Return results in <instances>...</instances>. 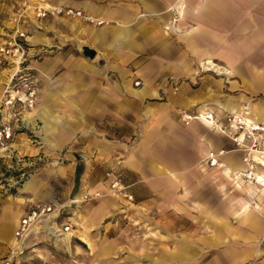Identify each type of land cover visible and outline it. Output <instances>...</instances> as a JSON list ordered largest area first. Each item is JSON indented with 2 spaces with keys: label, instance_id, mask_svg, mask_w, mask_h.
Instances as JSON below:
<instances>
[{
  "label": "rangeland",
  "instance_id": "374dc122",
  "mask_svg": "<svg viewBox=\"0 0 264 264\" xmlns=\"http://www.w3.org/2000/svg\"><path fill=\"white\" fill-rule=\"evenodd\" d=\"M23 1L67 3L66 0H0V44L11 32L12 16L21 8H24L21 12L26 13L22 27L27 35L28 48L22 65L31 67L29 71L35 80L31 77L28 79L34 82L36 94L30 108L20 104L4 105L1 102L3 87L16 70L10 60L0 62V127L8 124L11 131L8 139H0V225L7 220L3 212L7 206L10 215L8 231L12 238L7 241L0 236V264L7 256L9 264H147L149 256L161 261L156 264H199V174L204 172L199 162L177 173H167L166 176L175 181L176 187L153 195L154 204L147 206L134 203L133 198L127 201L115 197L100 182L97 183L100 187L90 189L91 182L108 178L105 172H112L115 166L106 162H95L89 166L81 143L84 138L82 132L89 128L88 119L70 116V110L85 108V95L77 82L78 78L84 80L83 85L91 87V93H99L101 84L119 77L118 69L123 67L130 86L140 85L139 82L133 84L137 63L132 62L131 53L113 49L109 42L100 44L92 36L91 31L97 27H109L116 25V22L108 20L97 24L59 15L42 18L40 28H36V21L30 16V9L24 7ZM150 17L153 19L150 20L149 30L154 32L155 40H142L146 46L149 44L150 52L134 56L147 65V69L149 66L147 74L160 83L157 96H144L139 100L122 89L115 116L108 114L92 119V123L104 128L103 136L106 138L126 142H133L142 136V127L147 124L172 127L174 135L187 134L192 138V133L181 129L195 123L198 130L193 135L199 132L206 136L214 134L209 125L197 119H191L188 123L182 119L183 113L199 110V35L191 39L195 46V50L191 51L177 35L197 26L199 22L190 15L183 19L174 8L169 15L160 13ZM129 26L133 27V24ZM36 34L41 35V41H32L31 36ZM136 39V36L130 37L129 47ZM82 45L93 48L94 55H83ZM78 61L83 67H74ZM176 61L187 62L191 73L176 74ZM95 65L99 71L93 70ZM20 80L24 78L17 79V82ZM64 91L67 93L62 95ZM44 97L50 103H46ZM154 104L158 107H151L152 113L147 115V108ZM42 106L47 112L61 116L62 124L55 125L54 136L45 128V121L48 120L39 115ZM26 115L32 117V125L25 122ZM71 132L72 139H66L61 148L48 149V142L56 140L55 136H69L67 134ZM77 165L79 169L76 174ZM152 177L164 186V175ZM30 178L31 185L28 186ZM95 192L98 194L94 195ZM77 194L80 199L76 198ZM169 195H181L182 199L166 206L164 197ZM104 196L110 197L114 211L92 224L87 215ZM35 202L52 203L53 212L49 218L36 223L30 235L20 244H15L12 230L17 219ZM51 221L54 222L55 234L47 233L44 228V224ZM64 224L68 225L66 229L63 228ZM79 234L87 238L88 245L77 237ZM177 250L193 255L192 259L165 261V254Z\"/></svg>",
  "mask_w": 264,
  "mask_h": 264
},
{
  "label": "crops",
  "instance_id": "0c3cea01",
  "mask_svg": "<svg viewBox=\"0 0 264 264\" xmlns=\"http://www.w3.org/2000/svg\"><path fill=\"white\" fill-rule=\"evenodd\" d=\"M66 2L102 22L108 20L116 22V25L109 26L110 28L97 27L91 31L92 36L100 44L109 42L113 49L131 53L132 62L137 63L134 81L137 80L140 84L136 87L130 86L126 69L123 67L118 69L120 78L114 76V79L110 78L101 84L99 93H91V87L83 85L84 80L78 78L77 82L81 84L85 95L83 96L85 108L70 110L72 113L70 116L88 119L89 128L82 132L84 138L81 143L88 156L89 166L95 162H106L115 166L112 173L120 176L126 190L133 195L134 203L140 205L143 203L147 206L150 203L154 204L153 195H159L164 192L163 189L176 187L175 181L166 176L167 173H177L199 162L201 170H204L199 174V264H264V192H258L264 185L260 186L255 182L252 184L240 175L239 170L243 168V164L236 151H225L218 157L219 164L212 167H207L201 162L209 149L231 146L225 136L211 126L209 128L214 134L206 136L199 132L193 135V132L198 130L195 123L181 129L188 134L192 133V138L187 134L174 135L172 127L147 124L142 127V136L133 142H126L106 138L103 136L104 128L92 123V119L102 118L108 114L111 117L115 116L121 102L122 89L139 100L144 96H157L160 83L147 74L149 66L147 69V65L134 55L150 52L149 44L146 46L142 40L150 38L155 40L154 32L149 30L150 20L153 19L150 15L160 13L169 15L173 8L183 16V19L190 15L199 22L197 26L177 35L180 42H183L190 51L195 50L191 39L199 35L198 111L236 112L247 108L251 118L264 117V0H66ZM130 23L133 27L129 26ZM32 36L33 42L42 40L40 34ZM132 36H136L137 39L129 47L128 42ZM205 61L228 70V73L204 69L202 62ZM76 63L78 64L74 63L75 68L83 67L79 61ZM96 67V65L92 67L93 70L99 71ZM190 69L185 61L175 63L176 74L191 73ZM41 74L43 76L42 72ZM75 82L74 86L77 84ZM66 93L64 91L62 95ZM44 99L46 103L50 101L47 97ZM151 107L156 108L158 105L148 107L147 115L152 113ZM39 115L48 120L44 125L50 133L55 130V125L62 124L61 116L47 112L43 106ZM24 118L32 125L31 116L26 115ZM72 133H68L69 136H55L56 140L52 142H48L44 137L45 142L49 143L48 149L61 148L66 139L68 141L72 139ZM262 160V165L256 166L254 171L261 176L264 184V158ZM154 175H164V186L152 177ZM108 180L109 177L94 180L90 189L100 187L97 184L100 182L109 192ZM28 182L30 186L31 178ZM76 198L80 199L79 194ZM177 199L181 200L182 196H165L164 204L171 205L172 201ZM113 206L110 197H101L97 207L89 211L88 221L93 224L105 219L113 213ZM176 211L183 213L180 209ZM3 212L7 220L0 225H3L0 227V236L11 241L7 206ZM77 237L84 244H89L83 235L79 234ZM164 256L166 260L164 258L162 261L181 262L189 261L193 255L177 250ZM146 262L156 264L161 261L149 256Z\"/></svg>",
  "mask_w": 264,
  "mask_h": 264
},
{
  "label": "built area",
  "instance_id": "2783aa9c",
  "mask_svg": "<svg viewBox=\"0 0 264 264\" xmlns=\"http://www.w3.org/2000/svg\"><path fill=\"white\" fill-rule=\"evenodd\" d=\"M24 7L30 9V16L34 19V26L40 28L42 18L53 16H68L77 17L81 20L89 22H98L91 14L85 13L83 10L73 7L68 4L59 2H36L25 3ZM21 8L15 15L12 16V29L3 43L0 44V62H13L16 71L10 74L8 82L3 87L1 102L4 105L20 104L23 107H32L35 102L36 94L32 80H35L33 74L29 71V67L22 65L24 55L27 53L28 43L27 35L22 23L26 20V13L21 12ZM35 53H38L36 51ZM24 68V69H23ZM24 71H23V70ZM24 78L23 81L17 82V79ZM134 85L138 81H133ZM247 108H242L240 111L221 110L214 113L209 110L197 111L195 113H183L182 119L184 123H188L193 116L199 117V121L208 124L215 131L225 136L231 143L229 148L220 147L218 149H209L206 155L201 159L203 165L212 167L219 164L218 157L225 151H236L239 153L240 162L243 168L239 170L240 175L247 181L253 183L251 171L255 167L261 165L260 159L264 158V117L255 119L247 118ZM198 120V119H197ZM11 131L8 124L0 127V139L6 140L10 137ZM109 176L107 188L108 191L115 196L121 197L127 201L132 200V194L126 190V185L121 181L117 174L106 171ZM260 190L264 188L260 187ZM263 192V191H262ZM98 194L95 192L94 195ZM54 206L49 202H35L30 204L26 210L18 217L17 222L12 230L13 240L15 244L22 242L36 223L49 218L53 212ZM54 222H46L44 228L47 233L55 234ZM39 225V224H38ZM67 224L63 225L66 229ZM9 256L3 260V264H9Z\"/></svg>",
  "mask_w": 264,
  "mask_h": 264
},
{
  "label": "bare ground",
  "instance_id": "6f19581e",
  "mask_svg": "<svg viewBox=\"0 0 264 264\" xmlns=\"http://www.w3.org/2000/svg\"><path fill=\"white\" fill-rule=\"evenodd\" d=\"M179 15H180V14H179ZM95 19H98V18H95ZM96 23H97V24H101V23H103V22H102L101 20L98 19V22H96ZM165 27H167V26H165ZM202 67H203L204 69H210V70H213V71H215V72H217V73H223V74H224V73H225V74L228 73V70L223 69V68H221L220 66H217V65L214 64V63L210 64L208 61L202 62ZM201 112H202V111H201ZM247 118H251V117L248 115ZM192 119H198V120H199V117L196 118L195 116H193ZM24 120H25V119H24ZM25 122H26V123H29L27 120H25ZM260 161H261V165H262L263 160L260 159ZM217 165H218V164H217ZM251 174H252V177H253V182L259 184L260 186H263V185H264V184H263V179L261 178L260 175H257L255 171H251ZM27 184H30V182H28ZM263 188H264V186H263ZM75 201H77V199H75ZM80 238H81V237H80ZM82 240H84V242H86L85 239L82 238Z\"/></svg>",
  "mask_w": 264,
  "mask_h": 264
},
{
  "label": "water",
  "instance_id": "95a60500",
  "mask_svg": "<svg viewBox=\"0 0 264 264\" xmlns=\"http://www.w3.org/2000/svg\"><path fill=\"white\" fill-rule=\"evenodd\" d=\"M81 51H82L83 55H85L87 57H92L94 55V49L91 47H88L86 45L81 46Z\"/></svg>",
  "mask_w": 264,
  "mask_h": 264
},
{
  "label": "trees",
  "instance_id": "16d2710c",
  "mask_svg": "<svg viewBox=\"0 0 264 264\" xmlns=\"http://www.w3.org/2000/svg\"><path fill=\"white\" fill-rule=\"evenodd\" d=\"M78 169H79V166L77 165L76 168H75V173L76 174L78 173Z\"/></svg>",
  "mask_w": 264,
  "mask_h": 264
}]
</instances>
